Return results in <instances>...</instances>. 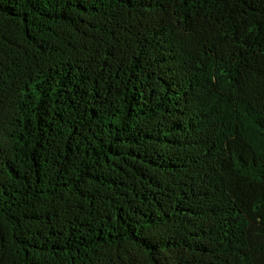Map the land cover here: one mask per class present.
Here are the masks:
<instances>
[{
	"label": "trees",
	"instance_id": "trees-1",
	"mask_svg": "<svg viewBox=\"0 0 264 264\" xmlns=\"http://www.w3.org/2000/svg\"><path fill=\"white\" fill-rule=\"evenodd\" d=\"M0 264H264V0H0Z\"/></svg>",
	"mask_w": 264,
	"mask_h": 264
}]
</instances>
